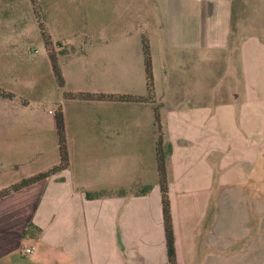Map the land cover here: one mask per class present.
I'll return each mask as SVG.
<instances>
[{"label": "crops", "instance_id": "crops-1", "mask_svg": "<svg viewBox=\"0 0 264 264\" xmlns=\"http://www.w3.org/2000/svg\"><path fill=\"white\" fill-rule=\"evenodd\" d=\"M159 3L158 15L145 19L135 37L92 40L104 53L65 44L72 54L49 109L17 98L1 75L0 90L12 97L0 96V190L57 166L58 106L69 166L0 200V264H168L155 161L159 136L164 146V108L174 134L164 159L176 263L264 264V185L247 167L235 184L220 181L213 193L211 176L212 156L221 162L226 151L222 139L213 142L212 110L232 107V95L242 102L234 123L251 136H237L241 156L253 149L259 156L264 148L259 127L248 131L245 115L253 110L255 122L259 95L250 86L236 89L246 46L264 51V43L244 42L235 0L207 7L197 0ZM143 39L153 78L149 101L62 100L82 86L92 94L147 97ZM105 56L108 69L96 68Z\"/></svg>", "mask_w": 264, "mask_h": 264}, {"label": "rangeland", "instance_id": "rangeland-1", "mask_svg": "<svg viewBox=\"0 0 264 264\" xmlns=\"http://www.w3.org/2000/svg\"><path fill=\"white\" fill-rule=\"evenodd\" d=\"M159 1L164 0H35L34 3L30 0H0V24L4 27L0 26V39H5L0 42V72H2L0 79L3 74L8 75L11 89H14L17 98L25 99L31 104H45L49 109L58 85L49 67L43 34L47 35L51 41L47 48L51 53L56 54L61 71L63 64L65 65L69 55L72 54L71 47L69 51L65 50V44H72L73 48H82L84 53L89 55L96 51L104 53L101 45H90L92 40L135 37L141 26L145 25V19L158 15ZM197 1L203 2L205 7L208 6V2H227V0ZM234 11L235 19L240 21L245 29L241 33L244 42L261 40L264 43V0H235ZM149 22L152 23V21ZM144 30L149 32L146 27ZM82 41H87L89 44L83 46ZM244 58L241 64L244 74L241 81L237 78L236 89L239 94L240 88L242 90L248 86L257 91L259 106L255 111L256 124L252 123L251 119L253 110L247 111L245 115L249 123L248 131L258 126L259 135L262 137L264 136V51L257 44L252 46V49L246 46ZM103 60L102 66L98 64L96 68L108 69V58L105 56ZM225 82H228V79ZM233 83L235 87V80ZM82 87L81 89H84L82 93L92 94L88 92L92 90V87ZM231 100L233 106L229 109H224L223 112L214 108L212 110L213 142L214 138H220L225 142L224 147L226 148V151L222 149L224 154L220 158L221 162L219 158L217 162L212 156L211 176L215 183L213 193H218L223 187V184L220 186V181L226 182L228 187L235 184L247 167L249 170L253 169L254 180L264 185V148L260 144L259 156H256L255 149H253L254 157L252 152L246 158L241 156V151L236 145L239 143L237 136H245L249 140L251 136L241 132L242 128L236 127L234 113L242 102L236 101L235 95H232ZM164 111L165 108L162 123L163 150L165 151L163 152L166 155L169 136H174V134L171 135V127ZM186 133L187 130H184L183 134ZM195 177L200 180L198 173ZM262 190L264 192V188ZM199 228H202V225Z\"/></svg>", "mask_w": 264, "mask_h": 264}, {"label": "trees", "instance_id": "trees-1", "mask_svg": "<svg viewBox=\"0 0 264 264\" xmlns=\"http://www.w3.org/2000/svg\"><path fill=\"white\" fill-rule=\"evenodd\" d=\"M32 3L35 0H30ZM44 40V45L46 48V55L49 60L52 74L60 88H63L64 81L61 75V71L58 65V59L56 54L51 53L48 50V46L51 44L49 37L47 35H42ZM143 62L145 69V77H146V87H147V97H132V96H108L103 94H89V93H63L64 101H82V102H92V101H114V102H122V103H145L150 100L153 91V78L151 72V60L149 54V47L145 39H143ZM0 96L5 98H11L12 95L5 93L0 90ZM155 113V122L158 124V113L157 109L154 108ZM54 125H55V133L57 138V149L59 162L57 166L53 167L49 171L39 173L37 175L31 176L29 178L23 179L20 182L1 189L0 190V200L9 196L12 193L18 192L24 188H27L31 185L38 183L39 181L45 180L52 175H55L59 172L66 170L69 166V157L67 150V141L65 136V123L61 106L54 112ZM161 139L159 136V140L157 142L156 152H155V161H156V172H157V184L159 187L160 195H161V205H162V217H163V228H164V238H165V247L167 254L168 264H177L176 263V253H175V240H174V230L171 216V206L169 199V191H168V182L165 170V153L163 152Z\"/></svg>", "mask_w": 264, "mask_h": 264}, {"label": "built area", "instance_id": "built-area-1", "mask_svg": "<svg viewBox=\"0 0 264 264\" xmlns=\"http://www.w3.org/2000/svg\"><path fill=\"white\" fill-rule=\"evenodd\" d=\"M31 252H33V248L25 249V250H24V254H25V255L30 254Z\"/></svg>", "mask_w": 264, "mask_h": 264}]
</instances>
